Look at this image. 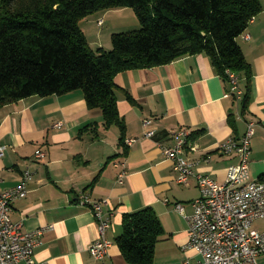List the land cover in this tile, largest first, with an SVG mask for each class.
Listing matches in <instances>:
<instances>
[{
  "label": "crops",
  "instance_id": "1",
  "mask_svg": "<svg viewBox=\"0 0 264 264\" xmlns=\"http://www.w3.org/2000/svg\"><path fill=\"white\" fill-rule=\"evenodd\" d=\"M263 10L237 39L252 68V101L248 114L241 103L225 98L230 86L206 54L187 56L151 69H135L117 75L118 109L126 124L125 144L117 126L106 128L100 110L88 107L82 91L47 98L31 97L0 109V189L17 186L26 169L33 172L29 194L13 204L12 221L31 233L51 227L36 249L39 264H129L117 240L123 234L125 215L152 208L164 234L156 246L153 264L199 262L201 256L189 243L188 223L176 210L182 204L187 215L201 197L195 179L189 186L179 182L173 162L159 145L174 144L173 134L192 131L198 152L185 156L204 160L195 171L223 183L238 157L225 155L220 144L241 139L251 121L257 123L251 155V175L264 176V0ZM131 9L100 12L81 22L94 50H112V35L138 30L141 25ZM103 20L104 24L99 25ZM127 29V30H123ZM133 29V30H132ZM130 95L131 99L127 98ZM155 138H146L145 121ZM60 123L61 127H56ZM89 129L83 131L86 127ZM135 140L128 144V141ZM43 151L45 157L36 158ZM124 163L128 174L119 183ZM98 177L94 185L92 183ZM86 192L94 200H107L112 227L106 238L112 243L109 256L96 260L89 247L99 238L93 211L82 207L78 197ZM255 228L264 231V222ZM264 264V258L260 259Z\"/></svg>",
  "mask_w": 264,
  "mask_h": 264
},
{
  "label": "trees",
  "instance_id": "2",
  "mask_svg": "<svg viewBox=\"0 0 264 264\" xmlns=\"http://www.w3.org/2000/svg\"><path fill=\"white\" fill-rule=\"evenodd\" d=\"M126 8L134 10L141 28L113 34L110 51L94 50L81 22ZM262 10L261 0H0V109L82 91L89 109L102 111L106 128L120 129L124 145L117 75L206 54L228 85V69L240 77L244 118L253 74L237 39ZM163 234L158 215L146 208L124 216L117 244L129 264H153Z\"/></svg>",
  "mask_w": 264,
  "mask_h": 264
},
{
  "label": "built area",
  "instance_id": "3",
  "mask_svg": "<svg viewBox=\"0 0 264 264\" xmlns=\"http://www.w3.org/2000/svg\"><path fill=\"white\" fill-rule=\"evenodd\" d=\"M99 25L104 24L100 20ZM229 91L225 98L241 103L245 94L237 73L228 69ZM151 121H145L146 138H155L156 132L150 129ZM58 123L56 127H61ZM257 123L251 121L241 139H229L220 144L219 150L225 155L235 154L238 162L231 165L225 182L220 183L208 175L195 171L204 160H194L185 156L186 151L198 152L200 146L191 142L192 131L181 129L173 134L174 144L165 146L160 142L167 159L171 160L179 175V182L185 186L195 179L200 187L201 197L193 203L194 213L187 215L182 204L176 210L188 223L189 243L187 249L195 250L201 261L186 264H261L264 258V231L255 228L256 221L264 222V182L252 179L251 155ZM135 140L128 141V144ZM6 155L0 147V160ZM45 157L43 151L36 152V158ZM121 168L119 183L123 184L128 171L124 163H115ZM33 172L26 169L20 183L9 190L0 189V264H39L35 261L36 249L42 244V236L51 227L31 233L21 231L12 221L13 204L25 199ZM2 179H0V183ZM82 207L93 211L98 225L99 238L90 245L91 255L98 261L109 256L112 243L106 238L112 227V213L106 212L107 200H94L83 192L78 197Z\"/></svg>",
  "mask_w": 264,
  "mask_h": 264
},
{
  "label": "rangeland",
  "instance_id": "4",
  "mask_svg": "<svg viewBox=\"0 0 264 264\" xmlns=\"http://www.w3.org/2000/svg\"><path fill=\"white\" fill-rule=\"evenodd\" d=\"M130 11H132V13H135L134 10H132V9H131ZM135 15H136V14H135ZM136 18H137V16H136ZM137 20H138V18H137ZM138 21H139V20H138ZM139 23H140V22H139ZM140 25H141V24H140ZM140 28H141V27H140ZM140 28H139V29H140ZM139 29H138V30H139ZM123 30H127V29H123ZM132 30H133V29H132Z\"/></svg>",
  "mask_w": 264,
  "mask_h": 264
}]
</instances>
